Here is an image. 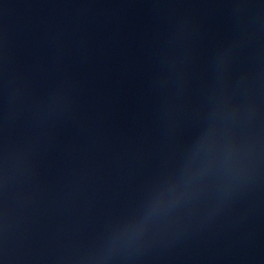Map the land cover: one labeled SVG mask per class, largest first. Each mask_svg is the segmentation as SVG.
Returning a JSON list of instances; mask_svg holds the SVG:
<instances>
[{"label":"water","instance_id":"water-1","mask_svg":"<svg viewBox=\"0 0 264 264\" xmlns=\"http://www.w3.org/2000/svg\"><path fill=\"white\" fill-rule=\"evenodd\" d=\"M0 264H264V0H0Z\"/></svg>","mask_w":264,"mask_h":264}]
</instances>
